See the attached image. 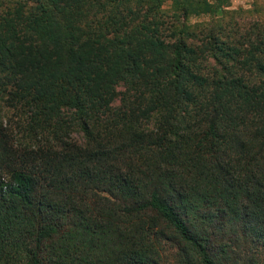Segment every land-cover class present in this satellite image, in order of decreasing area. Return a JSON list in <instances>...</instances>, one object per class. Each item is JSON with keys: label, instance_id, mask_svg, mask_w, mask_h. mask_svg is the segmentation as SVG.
<instances>
[{"label": "trees", "instance_id": "1", "mask_svg": "<svg viewBox=\"0 0 264 264\" xmlns=\"http://www.w3.org/2000/svg\"><path fill=\"white\" fill-rule=\"evenodd\" d=\"M162 1L0 0V264H264V19Z\"/></svg>", "mask_w": 264, "mask_h": 264}, {"label": "rangeland", "instance_id": "2", "mask_svg": "<svg viewBox=\"0 0 264 264\" xmlns=\"http://www.w3.org/2000/svg\"><path fill=\"white\" fill-rule=\"evenodd\" d=\"M215 7L213 12L207 11L198 14H188V23L192 25L195 21L203 20L213 23H223V30L231 36L241 32L249 26L248 19H264V0H209ZM162 6L168 12L173 11V0H163ZM198 28V26H190Z\"/></svg>", "mask_w": 264, "mask_h": 264}]
</instances>
